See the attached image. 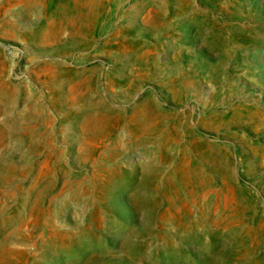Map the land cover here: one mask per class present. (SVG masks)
Returning <instances> with one entry per match:
<instances>
[{
  "label": "rangeland",
  "instance_id": "374dc122",
  "mask_svg": "<svg viewBox=\"0 0 264 264\" xmlns=\"http://www.w3.org/2000/svg\"><path fill=\"white\" fill-rule=\"evenodd\" d=\"M0 264H264V0H0Z\"/></svg>",
  "mask_w": 264,
  "mask_h": 264
}]
</instances>
